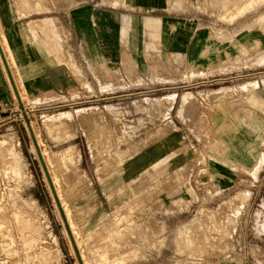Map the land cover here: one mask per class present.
Returning <instances> with one entry per match:
<instances>
[{
	"label": "rangeland",
	"instance_id": "obj_1",
	"mask_svg": "<svg viewBox=\"0 0 264 264\" xmlns=\"http://www.w3.org/2000/svg\"><path fill=\"white\" fill-rule=\"evenodd\" d=\"M221 4L69 7L68 54L83 79L65 92L24 90L18 101L0 61L10 99L0 125V264H100L114 240L127 250H113L109 264L124 254L126 264H264V165L254 171L264 153V0H247L233 21L219 16ZM148 17L160 18L156 33ZM0 41L11 52L1 18ZM51 120L63 121L57 135ZM168 146L188 161L164 171ZM124 151L132 154L120 161ZM116 211L123 233L99 217ZM69 214L95 241L78 246Z\"/></svg>",
	"mask_w": 264,
	"mask_h": 264
},
{
	"label": "crops",
	"instance_id": "obj_2",
	"mask_svg": "<svg viewBox=\"0 0 264 264\" xmlns=\"http://www.w3.org/2000/svg\"><path fill=\"white\" fill-rule=\"evenodd\" d=\"M88 1L96 0H0L4 34L21 79L30 73V86H26V91L65 92L79 85L83 71L80 62L68 54L72 49L69 44L73 42L66 10L69 7L71 10L85 9L75 4ZM53 2L59 3L58 9L54 8ZM9 100L0 85V125L8 113ZM178 148L182 149L175 147ZM187 155L188 151L175 153L174 146H168L163 154L164 160L160 158V169L166 171L182 165L183 159L188 161Z\"/></svg>",
	"mask_w": 264,
	"mask_h": 264
},
{
	"label": "bare ground",
	"instance_id": "obj_3",
	"mask_svg": "<svg viewBox=\"0 0 264 264\" xmlns=\"http://www.w3.org/2000/svg\"><path fill=\"white\" fill-rule=\"evenodd\" d=\"M222 4L219 6H222L219 16L226 21H233L235 19V17L240 14H242L243 12H245L249 7H247V0H221ZM87 8H85L83 11L85 12ZM253 22H260V19L254 20ZM249 23H251V21H249ZM146 24L150 27L151 32L152 33H156V31H158V27L161 25V20L160 18H156V17H148L146 18ZM0 61L2 63V69L4 71V74L6 73L7 77L6 79H8V82L11 86V89L16 97V99L22 100L24 101L25 99V91L26 88L29 85V81H30V73L29 74H25L23 76L24 82L21 80V77L18 73V69L16 68L15 65V60L13 58V54L12 52H9V49H7V47L3 44V42L1 43L0 41ZM12 76V78H11ZM15 83L16 89L13 85V81ZM23 82V83H22ZM86 82V81H85ZM24 85V86H23ZM27 86V87H26ZM29 88V87H28ZM223 116L219 117L217 116L215 119V124L218 125L221 122H223ZM63 121H55V120H51L50 123L48 124V131L50 133H54L55 127L53 126L56 123H61ZM259 126H261L260 122L258 121L256 128H258ZM14 126H8V134L13 135L14 134ZM54 135H57L56 133H54ZM157 135V133H154L151 135L152 138H154ZM121 139L124 136V133L120 134ZM246 138V137H243ZM241 143L239 141H237L235 143V150L233 151V154L240 151L242 153V147H241ZM13 153L15 155H18L19 149L15 148L12 149ZM132 154V152L126 154V151L121 152L120 153V161L125 160L128 156H130ZM243 157L245 158V161H248V157L246 156V154L243 155ZM250 160V159H249ZM264 165V153L261 155V157L258 159L257 164H256V168H255V174H257L261 168ZM138 185H142L143 181H140V178H134L133 179ZM52 189L54 191V193L56 195H61V188L59 186H57V182L55 183V180L52 179ZM64 206H66V204H63ZM117 207H120V205H118ZM67 208V206H66ZM122 214H119L118 211H116L113 214H106L105 212H101L99 214L100 219H102V221H105L106 224V228L108 232H112V231H116V232H120L122 231V224L125 221V217L121 216ZM111 216H114V221L112 220ZM119 216V218H118ZM69 218L72 224V228L74 230V239L77 241L78 246H81L82 243L84 244L83 241H86L88 243L89 238L93 239V241H95L94 235H80V231L76 229V227L74 226V221L72 219L71 214H69ZM93 221L91 218H87V222H91ZM124 231V230H123ZM122 231V233H123ZM96 234V233H95ZM120 238H122L121 240H125V242L127 241V237L126 235L123 237L121 236ZM105 240H110L107 238V236H105L104 238ZM184 241V238L180 241V244L182 245ZM123 242L121 241L120 245L117 244V240H114V243H106L105 248L102 249V252L100 253V257H101V263L100 264H104V263H112L109 260L110 254L113 250H117L120 252V254L126 252L127 248L125 246H123L122 244ZM185 243V242H184ZM184 246V245H183ZM124 255H128V254H124ZM122 255L121 258H116L113 262V264H126L127 263V259L126 256ZM83 257L84 254H83ZM85 259V258H84ZM86 263H88V259H86ZM55 264H62V262H57Z\"/></svg>",
	"mask_w": 264,
	"mask_h": 264
},
{
	"label": "water",
	"instance_id": "obj_4",
	"mask_svg": "<svg viewBox=\"0 0 264 264\" xmlns=\"http://www.w3.org/2000/svg\"><path fill=\"white\" fill-rule=\"evenodd\" d=\"M11 78H12V76H11ZM12 81H13V79H12ZM13 85H14V87H15V89H16V86H15V83H14V81H13Z\"/></svg>",
	"mask_w": 264,
	"mask_h": 264
}]
</instances>
